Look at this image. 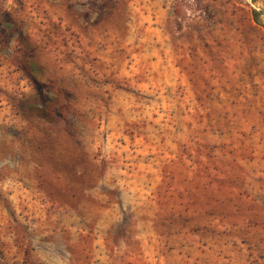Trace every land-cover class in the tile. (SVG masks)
Instances as JSON below:
<instances>
[{
	"label": "rangeland",
	"instance_id": "rangeland-1",
	"mask_svg": "<svg viewBox=\"0 0 264 264\" xmlns=\"http://www.w3.org/2000/svg\"><path fill=\"white\" fill-rule=\"evenodd\" d=\"M254 0H0V264H264Z\"/></svg>",
	"mask_w": 264,
	"mask_h": 264
},
{
	"label": "trees",
	"instance_id": "trees-1",
	"mask_svg": "<svg viewBox=\"0 0 264 264\" xmlns=\"http://www.w3.org/2000/svg\"><path fill=\"white\" fill-rule=\"evenodd\" d=\"M256 1H260L264 5V0H256ZM261 15H264V7H262V9H260V10L252 9V18H253V20L256 23H259L260 24L262 22L261 19H260V16Z\"/></svg>",
	"mask_w": 264,
	"mask_h": 264
}]
</instances>
